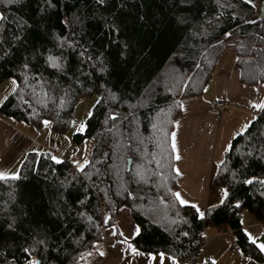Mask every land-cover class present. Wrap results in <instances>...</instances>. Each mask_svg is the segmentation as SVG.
<instances>
[{"label": "trees", "instance_id": "16d2710c", "mask_svg": "<svg viewBox=\"0 0 264 264\" xmlns=\"http://www.w3.org/2000/svg\"><path fill=\"white\" fill-rule=\"evenodd\" d=\"M220 4L224 7L216 0L0 3V13L7 16V21H0V83L13 78L18 85L0 106L3 117L38 130L47 119L53 132L65 134L80 98L98 94L100 101L85 119L84 130L72 135L76 145L93 138L91 164L84 172L48 150H30L19 166L20 179L0 181V264H27L31 257L41 264H77L80 252L94 251L91 245L102 251L103 230L115 226L117 210L123 205L141 228L130 243L142 251H162L179 264H193L190 260L209 235L231 232L243 255L264 263V255L251 243L241 222L242 212L247 211L264 226V185L243 183L251 177L264 179V160L256 158L255 150L253 157L241 155L254 145L260 148L264 118L231 140L234 147L225 154V165L218 167L213 184L229 191L223 204L207 206L200 219L171 195L178 178L171 134L181 115V99L203 92L227 48L235 54L243 86L264 84V52L259 51L264 49L260 39L264 7L256 15L257 7L244 0H220ZM16 22L24 26L17 28ZM49 51L62 55L64 73L45 65ZM25 62L28 69L23 68ZM195 63L200 64L198 69ZM25 76L31 87L25 86ZM42 90L50 98H44ZM21 92L28 103L19 99ZM110 112L119 119L105 123ZM52 156L63 163H55ZM138 169L147 183H129L135 196L129 199L121 185ZM105 217L111 218L108 223ZM39 240L44 243H36ZM24 248L35 250L25 253ZM94 258L101 257L94 252L90 264Z\"/></svg>", "mask_w": 264, "mask_h": 264}, {"label": "crops", "instance_id": "0c3cea01", "mask_svg": "<svg viewBox=\"0 0 264 264\" xmlns=\"http://www.w3.org/2000/svg\"><path fill=\"white\" fill-rule=\"evenodd\" d=\"M225 50L218 57L203 92L199 96L181 99L180 104L184 107L172 131L176 134L174 156L180 157L179 160L175 158L174 164V170L179 169L180 172L176 192L181 194L182 199L197 204L203 212L207 206L218 204L224 199L221 192L224 187L213 184L217 166L227 153L225 147L255 115L254 110L249 106L250 102L264 100V84L257 87L243 86L240 83L239 70L234 65V56L227 61L223 59ZM215 100L225 101L230 110L227 108L221 113L211 112L209 107ZM231 110L232 115H230ZM233 115L236 116L235 119ZM32 127L0 114V171L17 172L28 151H39L37 144L42 143L39 139L41 135L38 134L36 137L38 129L34 131ZM42 128L43 126L39 130ZM44 136H49L50 142L41 149L47 150L48 147L54 146L55 155L71 161L74 167V161H81L80 144L76 145L66 140L65 142L52 140L54 135L48 131ZM241 222L248 238L251 234L258 242L264 243V226L257 222L253 215H245L242 212ZM135 226L129 209L124 205L120 206L117 210L115 226L103 230L102 251L105 252V256L100 258V264H124L122 257L127 253L122 250H127V243H117L118 240H124V237L112 236L110 233L113 230L117 233L123 231L125 236L129 237L128 243H130L134 237ZM229 235L232 236V233L219 232L209 235L190 263L200 264L210 260L215 264H261L247 259L237 246L227 242L226 239L232 241ZM112 244H116V247H111ZM166 264H171V261H166Z\"/></svg>", "mask_w": 264, "mask_h": 264}, {"label": "snow or ice", "instance_id": "6c2138e0", "mask_svg": "<svg viewBox=\"0 0 264 264\" xmlns=\"http://www.w3.org/2000/svg\"><path fill=\"white\" fill-rule=\"evenodd\" d=\"M14 2H15V0H0V3H5V4H11ZM216 2L221 8L224 7L223 4H220V0H216ZM97 3L103 4L104 0H97ZM244 3L251 5L252 7H255V4H253V0H244ZM233 7H234V5H233ZM222 14L223 13H221V15ZM217 19H219V16L217 17ZM0 21H7V16H5L3 13H0ZM247 22L255 23V21H247ZM16 23H17V28H22L24 26L23 22H16ZM65 23H67V22H65ZM223 34L225 36H231L233 33L232 32H224ZM14 38L16 40L20 39L19 36H16ZM260 39L264 40V36H261ZM61 47H63V43L61 44ZM68 47L72 48L73 45L71 43H69ZM259 51L264 52V49H260ZM80 55H81V57H83L85 55V53L81 52ZM88 59L91 60L92 58L89 56ZM26 60H27V58H26ZM44 63L47 67L55 69L59 73H64V71H65L62 55H53V54H51V51H49V54L46 56V58L44 60ZM195 67L198 69L200 67V64L195 63ZM23 68L28 69L29 64L27 62H25L23 65ZM33 78L36 79L37 81L42 80V77H33ZM24 81H25L26 87H31V85L28 84V77L27 76L24 77ZM11 83H12L13 87H12V92L9 95L15 94L17 92V89H18L16 79H12ZM205 91H207V89H205ZM32 94L34 96L37 95L34 88H33ZM9 95H5L2 99H0V106H2L5 103V101H7L9 99ZM42 96L44 98H50L48 96V93L43 92V90H42ZM110 98L112 100L117 99V97L115 95H111ZM19 99L23 103H28V101L24 100V96H23L22 92L19 96ZM39 102L41 103V105L43 107H45V108L47 107V104L45 103L44 99L39 100ZM63 103H64V101L62 100L61 106L63 105ZM99 103H100V101L97 100V104H99ZM249 106L254 110L255 115H253L251 120L248 121L245 125H243L241 130L236 133L237 136L242 137L245 133L250 131V129L254 126V124L256 122H258L260 119L264 118V100H260L259 102H250ZM179 107L181 109H183L184 106H183V104H180ZM33 112H35V109H33ZM89 115H91V113H89ZM129 115H131V113H129ZM117 119H119V116L114 112H110L105 123H107L108 120L116 121ZM124 119H128V117L125 116ZM42 123L47 127L51 123V121L45 119L42 121ZM84 127H85V125L82 123L80 125L79 130L83 131ZM153 127L156 128L157 125L154 124ZM160 130L163 131V127H161ZM171 136H172V150H173V152H176V134L173 132L171 134ZM261 136H264V133H261ZM233 139H235V137H233ZM256 139H259V138H256ZM233 147H234V145L228 144L225 147V151L231 152ZM254 150H255L256 158L260 159V160H264V140H260V148L259 149H255V145H254L253 148H250L246 153H241V155L247 156V157H253ZM105 155H107V154H105ZM175 158L177 160L180 159L179 155H177ZM51 159L57 164L63 163V161H61L60 159H58L55 156H52ZM156 163L158 166H160V161H156ZM225 163L226 162L224 160H221L217 167L225 165ZM74 164H75L77 172H84L85 167L88 166L89 164H91V161H89L88 159H84L82 162L77 160V161H74ZM175 171H176L177 175L180 174L179 169H175ZM156 175H162V173H156ZM86 176H87V174H86ZM19 179H20L19 171L15 172V173L0 171V181L7 182V181H16ZM74 179H75V177H74ZM141 182L147 183V180L145 178L144 172H142L138 169L134 174H132L130 181H127L121 185L122 191L127 194V198L135 199L133 191H131L127 185L129 183L140 184ZM243 183L249 184V185H251L253 183H258L260 185H264V179L257 178V177H251V178H247V179L243 180ZM168 191L171 192L170 189ZM221 192L223 193L224 198H227L229 196V191L227 188L221 189ZM104 194H105V197L107 198V191H105ZM116 195H118V196L121 195V192H117ZM171 195L173 197H175L176 201H178L181 206H189L191 209H193L198 218H200V219L204 218L205 213L201 210V208L197 204L190 203L189 201L182 199L181 194L179 192H171ZM262 195H264V193H262ZM160 202L165 203L163 197H160ZM81 203H83V201H81ZM220 203L223 204L224 200L221 199ZM239 206H240L239 204L236 205V207H239ZM213 207H215V205H213ZM81 215H83V213H81ZM177 216H179V212H177ZM89 219H91V217H89ZM110 219H111L110 217H105L104 223H108L110 221ZM183 222L187 223V220H183ZM172 223H177V221L173 220ZM9 227L11 228L12 225H9ZM140 232H141L140 226L136 225L134 227L133 235L134 236L139 235ZM110 234L112 236L124 237V240H122V241L118 240L117 243H121V244L127 243V250H122V252L127 253L125 256L122 257L124 259V264H166V261H169V260L171 261V264H179V262L175 259V257L168 256L165 252L161 251V252H157V253L153 254L150 251H142L138 247H136L134 244L128 243L129 237L125 236L123 231H120L119 233H117L115 230H113ZM182 235L187 236L188 233L183 232ZM249 240L251 241V243L253 245H255L256 249H258L259 252L262 255H264V243L258 242L256 238L251 236V234H249ZM36 243L43 244L44 241L39 240V241H36ZM91 247L94 251L85 250V251H82L78 254L77 264H79V261H85V264H90L89 258L94 257V252H95V255L98 257H104L105 256V252L100 251L98 245L93 244V245H91ZM111 247L115 248L116 244H112ZM34 250L35 249H29V248L23 249V251L25 253H29L30 251H34ZM247 259L251 260L252 257L249 256V257H247ZM27 264H41V261L36 259L35 257H31L27 260ZM95 264H100V261L97 259L95 261ZM213 264H215V262H213Z\"/></svg>", "mask_w": 264, "mask_h": 264}, {"label": "rangeland", "instance_id": "374dc122", "mask_svg": "<svg viewBox=\"0 0 264 264\" xmlns=\"http://www.w3.org/2000/svg\"><path fill=\"white\" fill-rule=\"evenodd\" d=\"M253 3L255 4V6L257 7V13L256 15L258 14V11L264 7V0H253ZM232 56H234L235 58V54L233 52V50L231 48H227L223 54V59L225 61L229 60ZM13 78H9V79H6L5 81H3L2 83H0V99H2L5 95H8L11 91H12V81ZM99 98V95L98 94H93L89 97H83V98H80L79 101L77 102L75 108H74V113H73V117H72V120H71V123L69 125V128L67 130V132L65 134H57L55 132H53L51 129H50V124L46 127L45 125H43V128L41 130H36L35 128H33L32 126V129L34 131H37L36 132V137L37 135H41L39 137L40 139V142L41 145L37 144L38 145V149L39 150H42L41 147L43 146H47L48 143L50 142L48 139L50 138L49 136H44V133L46 131H48V133L50 132L52 135H54L53 139L52 140H55V141H62V142H65L68 141L70 143H73V140H72V135L78 131H80V125L84 122H85V119L87 118V116L89 115L92 107L94 106V104L97 102ZM227 110H230L229 108ZM221 113V112H219ZM232 110H231V114L232 115ZM234 116V119L236 118L235 115ZM42 138V139H41ZM61 142V143H62ZM62 146V144H61ZM37 147V146H36ZM44 150V149H43ZM243 213L245 215H251L249 212L247 211H243ZM230 237H232V241L227 240V242L229 243H232L233 245L237 246L236 242H235V237L234 235H229ZM238 247V246H237ZM220 264H223V263H220Z\"/></svg>", "mask_w": 264, "mask_h": 264}, {"label": "built area", "instance_id": "2783aa9c", "mask_svg": "<svg viewBox=\"0 0 264 264\" xmlns=\"http://www.w3.org/2000/svg\"><path fill=\"white\" fill-rule=\"evenodd\" d=\"M227 108H229V105H228V103H226L223 100H215L214 102H212V104L209 107L210 111L215 112V113L222 112V111L226 110ZM92 145H93V138L91 136L86 137L84 139V141L82 142L81 148H80V160H81V162L84 159H88L90 152H91ZM47 150L49 152L55 154V147L54 146L48 147ZM204 234H206V233L204 232ZM97 259L100 261V258H94L91 261V264H95V261Z\"/></svg>", "mask_w": 264, "mask_h": 264}]
</instances>
